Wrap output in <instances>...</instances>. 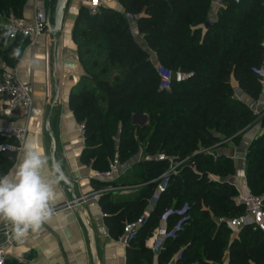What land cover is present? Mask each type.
<instances>
[{"label": "trees", "instance_id": "16d2710c", "mask_svg": "<svg viewBox=\"0 0 264 264\" xmlns=\"http://www.w3.org/2000/svg\"><path fill=\"white\" fill-rule=\"evenodd\" d=\"M28 1L0 0V14L23 17ZM213 1L119 0L125 14L102 8L92 16L85 7L81 10L79 22L84 18L89 31L106 38L104 61L121 72L111 81L95 84L98 91L84 79L70 96V107L84 127L86 147L81 162L105 172L118 153L121 161L129 155L123 164L129 163L138 149L131 129L132 109L137 103L180 110L172 120L157 121L147 142L146 157L138 165L141 172L136 177L144 187L136 196L120 201L104 195L99 200L109 235L118 240L125 225L144 214L156 187L154 181L169 169L157 156L165 154L179 162L188 159L170 178L167 191L127 250V264H154L156 255L146 248V240L167 210L182 209L186 204L189 220L175 240L165 242L158 264H171L178 254L181 256L175 264H223L226 251L229 264H264V234L246 227L235 238L228 227V221L245 210L236 206L237 191L229 181L237 174L235 162L214 151L225 140L238 143L258 117L250 106L236 99L231 80L234 78L252 102L259 100L263 82L253 69L264 64V0H224L226 9L212 21ZM126 14L135 19L128 21ZM134 26L147 50L136 41ZM202 26L208 27L205 33ZM22 42L27 43H10L0 27V56L11 67L21 57ZM7 43L10 46L4 48ZM151 52L161 66L192 78L173 85L171 91L161 90ZM113 119L123 126L118 144L108 125ZM15 162L14 156L0 158V176ZM210 175L217 180L211 181ZM246 178L253 194L264 193V134L248 150ZM92 184L96 190L104 186L96 181ZM180 220V216L171 217L170 228Z\"/></svg>", "mask_w": 264, "mask_h": 264}, {"label": "crops", "instance_id": "0c3cea01", "mask_svg": "<svg viewBox=\"0 0 264 264\" xmlns=\"http://www.w3.org/2000/svg\"><path fill=\"white\" fill-rule=\"evenodd\" d=\"M53 1L29 0L23 11V18L32 20L37 6L46 4L51 8ZM84 7V0H69L62 31L56 36L48 32L35 44L20 43L23 51L13 67L20 81L32 85L35 92L31 117L28 121L16 120V123L28 127L29 137L42 144L50 158L52 141L49 132L54 134L57 140L56 160L62 163V171L72 181L78 199L87 197L96 190L92 181L102 184L96 177L97 171L81 162L86 143L83 132L79 131L81 124L70 107V96L75 89L81 87L85 77L79 62L78 42L75 39L77 30L87 28L84 18L79 22ZM103 9L125 14L119 0H103ZM210 17L212 21L216 20L213 11ZM3 22L0 21V24ZM207 28L202 26L204 33ZM133 35L139 45L147 50L146 42L139 35L136 26L133 28ZM6 45L10 46V43ZM67 61L74 62L75 68L71 70L65 67L64 63ZM151 61L155 66L159 65L157 56L152 52ZM231 86L236 99L245 103L248 97L240 90L234 78L231 80ZM57 89H60V97L58 103L54 104ZM262 110L264 111V85L257 105L253 108L256 116H259ZM259 118L257 117L250 128L242 134L238 143L230 141L227 149H218L220 155L235 162L237 174L230 182L236 184L243 192L249 190L246 178L248 150L252 143L264 134L262 123L258 122ZM10 122L12 120L8 117L1 118L0 126H6ZM123 170H126L128 177L125 166ZM58 191L61 195L54 208L74 201L72 190L64 181L58 185ZM104 218L99 201L92 199L83 202L77 208L62 210L57 216H51L36 233H30L22 241L20 251L29 253L28 256L34 264H127V250L121 248L117 240L111 238ZM176 261L175 256L172 264ZM154 264H158V255L155 256ZM223 264H229L228 251L225 253Z\"/></svg>", "mask_w": 264, "mask_h": 264}, {"label": "built area", "instance_id": "2783aa9c", "mask_svg": "<svg viewBox=\"0 0 264 264\" xmlns=\"http://www.w3.org/2000/svg\"><path fill=\"white\" fill-rule=\"evenodd\" d=\"M233 1L235 3L240 2V0ZM84 5L89 14L94 16L103 8V0H84ZM224 9H226L224 0L213 1L212 11L216 19L220 11ZM48 11L49 6L46 4L37 6L32 20H26L13 13L0 14V21H4L0 24V27L7 33L10 43L25 41L29 44H35L49 32ZM126 18L128 21L135 19L131 14H127ZM262 47L264 48V35ZM155 69L160 80V89L163 91H171L173 85H181L192 78L191 74L181 71L174 72L160 64L156 65ZM253 71L264 83V64L260 69H253ZM34 104L35 92L33 86L21 82L17 76L16 69L2 60L0 62V119L8 117L12 122L6 126H0V158L14 156L17 161L23 142L29 138V130L27 126L17 125L16 120L28 121L32 115ZM79 131L84 132L83 125L79 127ZM157 160L159 162H167L169 169L159 179L154 181L156 187L144 214L136 221L125 225L122 235L117 240L118 245L124 250H128L131 247L132 242L146 225L151 211L167 191L170 178L177 175L181 166L188 162V159L179 162L176 158L168 157L165 154H159ZM125 175L126 170H123L121 157L116 153L107 171H97L96 177L104 185L102 188L94 190L87 197L54 208L52 216H57L65 209L77 208L83 202L91 199L99 201L104 195H110L113 198L118 197V195L121 197L135 196L144 185L124 187L121 183L125 181ZM231 184L237 191V195L234 198L236 206H241L245 210L242 216L228 221V227L231 229L233 237L238 238L241 231L246 227H251L254 231H260L264 234V193L255 195L250 189L247 192H243L236 184ZM188 211V204L184 205L182 209L171 208L167 210L160 218L159 226L154 230L151 237L146 240V248L159 255L165 242L168 239L175 240L179 232L184 229L186 222L189 220ZM173 216H180L181 220L173 228H170V218ZM22 241L12 239L11 226L0 222V264H34L33 260L28 256L29 253L20 251ZM180 256V254L176 256L177 260Z\"/></svg>", "mask_w": 264, "mask_h": 264}, {"label": "clouds", "instance_id": "9594fccd", "mask_svg": "<svg viewBox=\"0 0 264 264\" xmlns=\"http://www.w3.org/2000/svg\"><path fill=\"white\" fill-rule=\"evenodd\" d=\"M63 179L62 163L46 155L34 138H27L13 170L0 176V221L11 226L12 239L22 241L48 221Z\"/></svg>", "mask_w": 264, "mask_h": 264}, {"label": "rangeland", "instance_id": "374dc122", "mask_svg": "<svg viewBox=\"0 0 264 264\" xmlns=\"http://www.w3.org/2000/svg\"><path fill=\"white\" fill-rule=\"evenodd\" d=\"M76 41L79 46V62L85 74V84H89V87H91L94 91H98L96 88L98 82L102 80H113L116 75L121 73L119 68L111 67L103 60L106 42L104 35L95 34L89 31L88 28L79 29L76 31ZM4 48H8V45H5ZM8 58L10 59V56H8ZM245 103L248 106H251L253 102L247 98ZM132 112L133 125L131 126V129L134 130L135 138L138 142V149L136 155L130 159L129 163H125V165L123 164L128 160V158H130L129 155V157L126 156L122 159L123 166H125L128 170V177L125 175V181L121 183L124 187L140 186L141 180L136 177L137 174L141 172L138 165L141 160L146 157L145 151L147 142L153 134L157 121L165 118L172 120L173 116L180 112V110L174 108L155 109L147 103L145 104L139 102L134 106ZM263 113V110L259 112V124L262 123ZM171 115L172 117H170ZM108 125L114 134L116 144H118L120 134L123 131L122 123L119 120L113 119L112 122H108ZM223 139L224 138L222 137V140ZM229 143L230 140L223 141L220 145H217L218 147H215L216 149L214 151L219 154L218 149H227ZM234 177H236V175ZM234 177L230 178L229 181ZM209 178L211 181L217 180V177L213 175H210ZM124 198L127 197H121L118 195L115 199L122 201ZM212 218L217 220V217L214 215H212Z\"/></svg>", "mask_w": 264, "mask_h": 264}, {"label": "water", "instance_id": "95a60500", "mask_svg": "<svg viewBox=\"0 0 264 264\" xmlns=\"http://www.w3.org/2000/svg\"><path fill=\"white\" fill-rule=\"evenodd\" d=\"M68 2L69 0H55L54 4L51 6V8H49L48 11L49 33L54 36L58 35L62 31L65 11L67 9ZM64 66L70 68L71 70L75 68V64L72 61L65 62ZM59 97H60V89H57V95L54 99V104L58 103ZM256 105L257 102H253L250 107L253 109ZM49 136L52 141L51 159L56 160L57 140L53 133L49 132ZM63 175H64L63 181L72 190L73 199L77 200L78 198H76L75 196L74 185L72 181L67 177V175L64 172Z\"/></svg>", "mask_w": 264, "mask_h": 264}]
</instances>
